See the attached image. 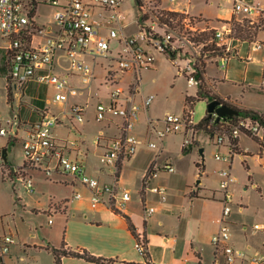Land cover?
Returning a JSON list of instances; mask_svg holds the SVG:
<instances>
[{"label": "built area", "instance_id": "2783aa9c", "mask_svg": "<svg viewBox=\"0 0 264 264\" xmlns=\"http://www.w3.org/2000/svg\"><path fill=\"white\" fill-rule=\"evenodd\" d=\"M137 1L136 32L133 34L124 31L126 23L122 0H45L54 10L53 21L48 26L35 22L36 14L33 15L34 9L28 0H0V39L7 41L6 45L0 47L4 50L7 69L5 83L0 86V100L4 90V104L10 109L6 113L0 111V137H7L9 143L17 140L21 146V162L13 166L3 160V149H0L3 180L9 179L13 187L19 184L30 194L35 191L33 172L41 173L49 181H55L56 175L71 176L88 191L91 208L105 206L120 211L131 200L130 192L118 186L120 166L145 143L134 134L139 108L132 99V95L139 92L137 83L141 70L153 67L156 54L164 55L178 67L180 74L185 75L189 84L198 85L200 69H204L205 73L207 64H216L220 70L225 69L228 61L237 57L241 43L248 44V53L264 50V41L256 38V31L264 27V10L248 0H220L221 3L230 4L232 15L226 21H218V26L187 11L161 7L160 0ZM167 1L176 3L178 0ZM170 13L175 16H170ZM238 24H245L250 29L251 37L248 40L236 34ZM41 34L44 35L42 41L33 43V38ZM206 36L208 38L205 39ZM86 57L93 61L103 58L116 64L118 71L110 66L104 80L109 90L120 81L118 72L131 73L135 80L133 90L129 89L126 98L121 99L119 91L110 90L108 102L98 101L95 104L97 122L105 120L107 115L121 118V124L116 125L118 133L107 142L99 157L102 168L114 177L112 183H104L90 176L77 159L68 155L65 149L75 146V140L60 139L53 133L54 128L63 125L64 121L85 122L87 103H69V99L83 95L95 79L94 67L85 61ZM62 60L65 66L61 65ZM72 79L86 86L74 85ZM29 83L54 89L52 101L61 106V113L56 114L43 107L32 110L37 113V120L28 124L21 121L19 110H13V105L27 103V99L23 98ZM261 88L264 90V78ZM11 96L13 102H10ZM152 100V96L144 97L142 104L145 110ZM191 117L192 111L187 110L181 116L166 114L161 120L148 118L146 132L154 139L146 141V146L156 150V153L142 179L143 197L148 191L160 201L167 199V188L151 185L150 179L157 171L175 172L170 157L157 164L164 152L163 137L183 130L181 148L188 149L197 132ZM158 122L162 124L161 127H158ZM209 129L213 131L210 135L214 137V144L226 147V153L215 154V159L227 164L218 173L220 181L216 192L221 194L222 210L218 230L210 240L213 247L211 264H264V226L263 238L258 246L246 244L240 248L231 238L228 221L231 204H236L240 210L245 208L241 201L235 202L231 190L235 182L232 161L240 153V136L257 143L256 158L264 177V114L254 111L235 116L231 123L220 125L213 118ZM105 137L103 129H100L94 139L96 146H100ZM247 179L242 190L255 191L264 198V190L254 182L253 176L248 175ZM82 198L79 191L72 195L73 200ZM154 211L152 206L143 207L145 217ZM13 243L12 234L0 233V264L10 253ZM136 247L143 252V243L137 241Z\"/></svg>", "mask_w": 264, "mask_h": 264}, {"label": "crops", "instance_id": "0c3cea01", "mask_svg": "<svg viewBox=\"0 0 264 264\" xmlns=\"http://www.w3.org/2000/svg\"><path fill=\"white\" fill-rule=\"evenodd\" d=\"M248 1L258 5L264 10V0ZM166 2L171 5L166 8L190 13L191 0H178L176 3H169L166 0ZM219 3L222 4L221 1ZM229 10L230 14L227 17L219 19L222 21L230 19L232 10L231 8H229ZM137 14L138 8L136 5L135 19ZM260 31L256 33V38H258L257 36ZM37 37L38 36H35L33 38V43H36L35 39ZM239 51L237 57L240 59V63L244 65V72H239L238 75L239 77L243 75V80L241 83H230L233 85L237 84L239 87L243 88V90H251L252 86L246 84V81H249V72H247V69L248 67L251 68V66L258 65L259 72H257V74L259 73V75L262 76L258 88L262 91L261 83L264 78V50L247 53V56H239ZM228 63L225 69L221 70L223 72V77H221V79L224 81H226L227 74L230 73ZM208 65L209 64H207L205 68L203 77L208 86L214 84L213 89L218 96L222 99H226L229 104L239 109L258 111L264 114V108L244 106L230 96L219 94L216 90L215 80L207 75L206 70ZM253 68L254 70H252V72L255 71L256 67ZM122 78L123 75L122 77L120 76V81ZM137 93L139 94L140 92ZM134 95L135 93L132 95V99ZM86 101L88 102L91 100ZM26 102L27 103L24 104L28 106V100ZM1 106L3 108H1ZM21 106H24L23 103H15L13 105V110H20ZM35 109L39 108H28V118L23 120V122L28 124L29 122L31 123L37 120V113L32 111ZM0 111L3 113L10 111L4 104V100L3 103H0ZM31 117H34V119ZM112 123L116 126L115 122ZM59 126L62 125L56 126L53 130L56 137L70 141L75 140L73 137L76 135L70 132L66 135H56L55 131ZM139 126L140 125H137L135 134L136 137L144 143L145 126L143 129H140ZM110 128L111 125L109 123L103 128L106 137L100 142V146H96L94 143L96 136L93 139L95 150L100 151V153L97 154L98 158L102 154L107 142L118 133V130L117 132L113 131V133H111ZM114 129H117V126ZM69 134L72 138H70ZM239 150L242 161L245 163L247 177L248 175L253 176L247 159L251 160L254 158L253 160L258 165L256 155L253 157L249 150L241 148L240 145ZM65 151L70 157L77 159L81 164L84 159L87 158V153L81 149L80 143L77 141L75 146H69ZM170 158L172 159V157ZM153 160L154 159L149 158L145 162L144 143L139 146L134 156L121 164L117 179L118 186L129 191L131 195L132 192L135 195L131 196V200L128 201L125 207L120 211H114L105 206L91 208L88 200V191L71 176L56 175L54 176L55 182L45 179L39 172H33L35 191L30 194L22 192L21 195L18 196L13 189L14 201L11 209L0 212V233H10L14 239L11 251L5 257L3 264H38L35 256L41 254L46 256V264H55L53 255L50 252L51 249L71 251L85 250L94 257L111 259L112 262L110 264H145L143 254L136 247L137 240L129 230L127 219L124 216L130 219L135 227L136 233L144 235L147 241V252L150 263L211 264L213 259V247L211 246L210 240L219 227V219L222 210L221 195L208 192L202 189L201 185L189 183L185 179H181L180 182V180L175 177L174 173L159 174L160 171H157L155 176L150 179V183L151 185L165 186L167 188V199L165 201H160L156 195L148 191L144 193L143 197L141 193L142 179ZM82 165L90 176L98 178L101 182H114V177L102 167L94 166V169L87 171L85 164ZM128 171L133 174V180L136 181V183L133 184V188L126 187V173ZM162 175H164L165 178H162ZM236 182L237 179L235 178L232 187H234ZM243 185L240 186V192L242 194L248 191L242 190ZM75 191L81 192L83 198L73 200L72 195ZM240 198L242 199V197ZM144 205L154 207L155 211L151 215L145 217L143 213ZM245 208L240 210L238 207V210H231L230 212L228 221L230 224L231 238L234 243L241 238L244 240V246L250 244L256 247L263 238L262 227L264 226V222L254 221V219L259 218V216L256 215V217H253L252 213H247V209ZM50 219L51 222L49 223ZM250 220H252L253 223L252 221L250 222ZM243 223H252L250 230ZM247 232H249V234H247ZM60 264L95 263L77 257L63 256L60 259Z\"/></svg>", "mask_w": 264, "mask_h": 264}, {"label": "rangeland", "instance_id": "374dc122", "mask_svg": "<svg viewBox=\"0 0 264 264\" xmlns=\"http://www.w3.org/2000/svg\"><path fill=\"white\" fill-rule=\"evenodd\" d=\"M30 5L33 7L35 15L34 19L37 24L40 26H48L53 21L54 10L45 3V0H28ZM136 1L137 0H122V11L125 15L126 27L124 31L126 33H135L136 25L135 14H136ZM141 2V0H140ZM219 0H191L190 2V15L196 17H202L203 19L209 21V23L214 25H219L218 21H222L219 18H225L230 14L229 8H231L228 3H219ZM161 7L164 8L171 6L166 2V0L159 1ZM163 4V5H162ZM175 5V4H174ZM32 25H36L33 23ZM262 30L258 33V40L264 41V27L259 29ZM257 30L256 33L259 31ZM44 35H38L35 39V42L42 41ZM7 44L6 40L0 39V47ZM239 56H247L248 53V44L241 43L239 49ZM85 61L94 67L95 79L84 91L83 95L70 97L69 103L78 102L80 104L87 103L86 112L84 113L85 122L80 124L77 122L70 123L69 121H64L62 126H59L56 129V135H66L68 132L75 134L73 138L80 143L81 149L87 153V158L84 159L82 164H85L87 171L94 169L95 167H102L99 163L98 155L100 151L95 150L93 144V139L96 136L97 132L100 129H103L107 123L111 125V133L117 132L116 126L112 123L115 122L116 125L121 124L120 117H114L107 115L106 119L102 122L96 121V109L95 104L98 101L104 103L108 102V93L109 91L117 90L120 92V98H126L128 96L129 89L133 90L134 76L131 73H121L118 74L123 78L117 85L110 88V90L104 85V80L107 75V70L110 66L112 69H116V64L113 61L105 60L103 58H97L94 61L89 57L85 58ZM238 57L232 58L228 67L230 73L227 74L226 81L222 80L223 72L220 70L218 65L209 64L206 70L207 75L215 80L216 90L219 94L223 96H230L232 99L238 101V103L248 106V107H261L264 108V90L258 88L259 81L261 77L259 73V66L248 67L247 72H249V81H246V84L252 86L251 90H243L237 84L233 85L230 82H239L243 80V75H240L239 72H244V65L240 63ZM220 64V63H219ZM62 66H65V61L62 60ZM253 67L255 68V71ZM118 71V70H117ZM7 75V69L4 64V50L0 48V86H3L5 83V77ZM140 80L138 84L139 94L135 93L133 97L134 105L138 106V119L134 125V134L137 128V125H140V129H143L144 126V135H145V162L152 158L156 153V150L149 149L146 146V141L149 139H154L153 135H147V118L153 120H161L166 114L174 115H183L184 111L189 109L185 103V97L190 96L194 98V101L191 105L192 110V123L196 125L204 116L206 115L207 105L209 103V96L203 95L197 97L199 93L198 85H191L187 82V79L184 74L179 75L178 67L172 64L164 55L156 54L154 65L150 69L141 70ZM238 79V80H236ZM71 83L79 86H86L84 83L72 79ZM214 84L207 85V89L211 93H215L213 89ZM10 90V89H8ZM11 91V90H10ZM54 89L46 88L43 85H36L34 83H29L25 90L24 100H28V106H21L19 110V115L21 121L28 118V108H43L44 106L48 107L50 112L60 114L61 106L58 103L52 101L54 95ZM7 94V93H6ZM11 94V93H10ZM2 101L5 99V91H2ZM152 96L153 100L150 103L147 110L143 107L144 97ZM91 100V101H86ZM47 101V102H46ZM13 102V96H11V101ZM70 105V104H69ZM1 108H3L1 106ZM34 119V117H31ZM144 124V125H143ZM158 127H161V123H157ZM74 126V127H73ZM113 127V128H112ZM104 130V129H103ZM183 130L175 134H167L163 137L162 148L163 154L158 160L157 164H162L167 157H172V163L175 167L174 175L177 179H185L187 182L192 184L201 185L202 189L208 192H214L215 195H221L216 192L219 190V171L227 167L226 163L217 161L215 159V154H225L226 147L217 146L214 144V137L209 133L203 131H197L193 136V142L189 146V152L187 154L181 153V144L183 138ZM79 134V135H78ZM136 135V134H135ZM70 138L71 135L69 134ZM239 145L241 148L249 150L251 155L258 154V145L253 140L249 139L246 136L239 137ZM0 149L7 150V161L10 165L19 164L21 162V146L17 140H14L13 143H9L7 137L0 138ZM200 149H203L202 154L199 152ZM252 158L251 160L247 159V163L251 171L253 172V180L257 182L264 190V177L260 171L258 165ZM85 162V163H84ZM199 164L200 167L196 165ZM88 166V167H87ZM199 169V171H198ZM245 163L242 161L240 154H236L232 161V174L237 179V182L232 187V194L234 196L235 202L241 201L246 206L245 209L247 213H252L253 217L256 215L259 218H255L254 221L264 222V198H261L255 191L248 190L246 193L242 194L240 192V186L247 183V174L245 171ZM167 174L164 171H160L159 174ZM169 174V173H168ZM173 174V173H172ZM165 178L164 175L161 176ZM126 187L133 188V184L136 181L133 180V174L131 172L126 173ZM132 185V186H131ZM20 196L22 192H25L19 184H16L13 187L9 179H2L1 170H0V212H5L10 210L12 203L14 201V192ZM132 190V189H131ZM132 192V191H131ZM13 193V194H12ZM26 193V192H25ZM135 194L132 192L131 196ZM242 197V199L240 198ZM16 201V200H15ZM231 210H238L236 204H231ZM257 213V214H256ZM252 220H250L251 222ZM253 223V221H252ZM252 223H243L250 230ZM248 230V231H249ZM249 234V232H247ZM236 245L240 248H244V240L239 238L236 242ZM36 257L38 264H46L47 258L45 255L41 254Z\"/></svg>", "mask_w": 264, "mask_h": 264}, {"label": "trees", "instance_id": "16d2710c", "mask_svg": "<svg viewBox=\"0 0 264 264\" xmlns=\"http://www.w3.org/2000/svg\"><path fill=\"white\" fill-rule=\"evenodd\" d=\"M137 4H138V1H137ZM169 15L175 16L174 13H170ZM235 28H236V34L238 36H241V38H243V39L245 38V40H248L251 37L250 36L251 31L245 24L243 26L238 24V25H236ZM206 38H208V37L206 36L205 39ZM203 73H204V69H200V73H198V75H197V78L199 80V83H198L199 93H197V97H201L203 95H208L210 101L211 100H217L220 103L227 104V105L231 106L232 108H234L235 110H237L239 112L240 116L243 114H246V113H253L254 112L252 110L239 109V108L229 104L228 102H225L216 93H211L207 89V84L204 80V77L202 76ZM193 101H194L193 97H190V96L185 97V103L188 105L186 109H189L190 111H192L191 105H192ZM234 119H235V116L225 117V118L221 119L219 122H217V124L220 125L221 123H224V122L225 123H231V121ZM211 120H212L211 118H208L207 112H206V115L204 116V118H202L196 125H194L196 131H203V132L211 134L213 132L212 129H209V125L211 123ZM189 150L190 149H182V153L187 154L189 152ZM196 166L200 167L199 164H197ZM124 217L127 219L129 230L134 235L136 240L138 242L143 243L144 250H143L142 254H143V257L145 260V264H152L149 262V256H148V252H147V241H146L144 235H139L138 233H136L135 227L131 223L130 219L127 216H124ZM50 252L53 255L55 264H60V259L63 256H65V257H77V258H81V259H84V260L89 261V262H93L95 264H110L112 262L111 259H102V258L94 257L85 250L71 251V250H64V249H62V250L51 249Z\"/></svg>", "mask_w": 264, "mask_h": 264}, {"label": "water", "instance_id": "95a60500", "mask_svg": "<svg viewBox=\"0 0 264 264\" xmlns=\"http://www.w3.org/2000/svg\"><path fill=\"white\" fill-rule=\"evenodd\" d=\"M206 112H207L208 118H211V119L214 118L216 123L225 117L239 115V112L237 110H235L234 108H232L231 106L227 104L220 103L217 100L209 101ZM15 119L17 120L18 117H15ZM199 152L202 154L203 149H200ZM2 154H3V160L7 162V150L3 149Z\"/></svg>", "mask_w": 264, "mask_h": 264}]
</instances>
